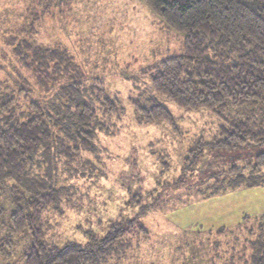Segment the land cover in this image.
<instances>
[{
    "label": "rangeland",
    "instance_id": "374dc122",
    "mask_svg": "<svg viewBox=\"0 0 264 264\" xmlns=\"http://www.w3.org/2000/svg\"><path fill=\"white\" fill-rule=\"evenodd\" d=\"M38 2L0 0V11L5 10V17L0 16V121L7 116L1 111L4 96H18L24 112L31 102L46 107L45 99L49 100L41 86H35V92L19 91L15 75L26 72L32 83L38 80L4 41V32L16 35L32 11H40L41 17L31 40L59 53L49 63L76 64L73 72L85 87L78 92L98 110L103 111V96L95 85L124 110L119 116L101 115L109 120L108 128L97 133L94 150L75 154L70 150L67 155L59 148L43 149L36 156L29 177L51 176L60 196L58 209L44 214L47 239L59 245L86 243L88 231L103 236L123 217H135L142 206L158 200L142 216L140 223L147 232L130 230L129 247L95 252L80 264H230L236 234L218 236L219 228L264 214V182L211 192L225 187L228 175L223 170L238 158L243 160L238 165L246 164L264 151V145L233 153L205 145L196 163L189 164L191 150L198 152L204 142L215 141L223 121L212 110L181 108L154 91L148 71L165 58L183 54L185 34L169 27L144 0H45L39 8ZM10 6L14 10H8ZM155 101L174 114V126L137 119L138 104L150 106ZM179 177L184 184L168 185ZM11 184L13 180H8ZM9 202L0 237L11 229ZM5 238L9 242L0 243V264H26L29 230Z\"/></svg>",
    "mask_w": 264,
    "mask_h": 264
},
{
    "label": "trees",
    "instance_id": "16d2710c",
    "mask_svg": "<svg viewBox=\"0 0 264 264\" xmlns=\"http://www.w3.org/2000/svg\"><path fill=\"white\" fill-rule=\"evenodd\" d=\"M43 1L39 0L38 8ZM144 1L169 27L185 34L183 54L165 58L149 68L152 89L181 108L212 110L223 121L215 141L204 142L198 152L191 150L189 164L196 163L205 145L227 153L263 146L264 0ZM9 9L14 10L12 6ZM0 16L5 17V10L0 11ZM40 17V11L29 12L15 31L16 35L12 31L8 35L4 32L5 44L13 47L20 62L38 80L32 83L26 72L15 75L20 81L17 82L19 91L35 92V86H41L49 100L45 99L46 107L31 102L29 111L24 112L19 109L18 96H4L1 111L7 116L0 121V227L4 226L7 201H10L11 229L0 237V243H6L7 235L12 237L29 230L31 245L24 254L26 264H80L95 252L102 255L117 245L129 247L130 230L147 232L140 223L142 216L158 200L142 206L135 217H123L103 236L88 231L86 243L67 241L59 245L47 239L44 214L50 208L58 209L60 196L50 181L51 176L29 177V168L33 167L36 156L43 149L47 152L59 148L67 155L71 151L75 154L94 150L97 133L108 128L109 120L101 115L119 116L124 110L117 99L113 100L104 88L95 85L103 96V111L98 110L78 92L85 87L73 72L78 68L76 64L49 63L48 59L58 55V51L43 48L31 40L38 33ZM136 111L141 122L164 121L175 125L174 114L157 101L150 106L138 104ZM240 160L236 159L231 168L222 171L228 175L225 187L213 189L212 194L225 191L226 187H248L264 182L261 174L264 151L244 165H238ZM8 180H13L10 187ZM184 182L179 177L168 185L178 187ZM221 234H236L238 244L232 248L230 264H264V214L255 218L246 216L236 226H222L217 235Z\"/></svg>",
    "mask_w": 264,
    "mask_h": 264
}]
</instances>
